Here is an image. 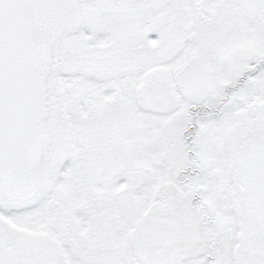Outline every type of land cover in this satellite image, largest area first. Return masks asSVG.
I'll use <instances>...</instances> for the list:
<instances>
[{
  "label": "snow or ice",
  "instance_id": "snow-or-ice-1",
  "mask_svg": "<svg viewBox=\"0 0 264 264\" xmlns=\"http://www.w3.org/2000/svg\"><path fill=\"white\" fill-rule=\"evenodd\" d=\"M0 264H264V0H0Z\"/></svg>",
  "mask_w": 264,
  "mask_h": 264
}]
</instances>
